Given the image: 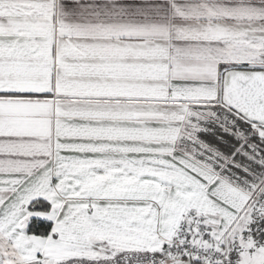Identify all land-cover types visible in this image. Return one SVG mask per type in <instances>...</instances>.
I'll return each instance as SVG.
<instances>
[{"label":"snow or ice","instance_id":"obj_1","mask_svg":"<svg viewBox=\"0 0 264 264\" xmlns=\"http://www.w3.org/2000/svg\"><path fill=\"white\" fill-rule=\"evenodd\" d=\"M0 264H264V0H0Z\"/></svg>","mask_w":264,"mask_h":264}]
</instances>
